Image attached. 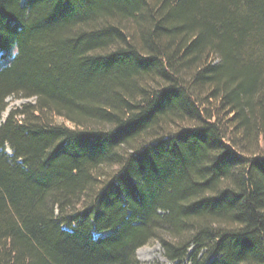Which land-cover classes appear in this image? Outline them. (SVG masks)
<instances>
[{
    "label": "trees",
    "instance_id": "1",
    "mask_svg": "<svg viewBox=\"0 0 264 264\" xmlns=\"http://www.w3.org/2000/svg\"><path fill=\"white\" fill-rule=\"evenodd\" d=\"M0 264H264V0H0Z\"/></svg>",
    "mask_w": 264,
    "mask_h": 264
},
{
    "label": "rangeland",
    "instance_id": "2",
    "mask_svg": "<svg viewBox=\"0 0 264 264\" xmlns=\"http://www.w3.org/2000/svg\"><path fill=\"white\" fill-rule=\"evenodd\" d=\"M10 59L4 56V52L0 51V69L7 65ZM34 102V97H24L11 95L7 97V107L0 114V121H3L11 109L21 106L26 102ZM136 256L139 260L138 264H178L169 260L164 256L163 248L158 240L149 241L141 245L136 250ZM181 264H189L181 263Z\"/></svg>",
    "mask_w": 264,
    "mask_h": 264
}]
</instances>
